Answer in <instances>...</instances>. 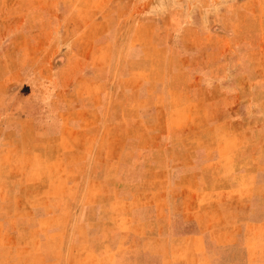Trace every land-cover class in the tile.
Here are the masks:
<instances>
[{"label": "crops", "instance_id": "0c3cea01", "mask_svg": "<svg viewBox=\"0 0 264 264\" xmlns=\"http://www.w3.org/2000/svg\"><path fill=\"white\" fill-rule=\"evenodd\" d=\"M82 1L0 0V264H264V0L164 62Z\"/></svg>", "mask_w": 264, "mask_h": 264}, {"label": "rangeland", "instance_id": "374dc122", "mask_svg": "<svg viewBox=\"0 0 264 264\" xmlns=\"http://www.w3.org/2000/svg\"><path fill=\"white\" fill-rule=\"evenodd\" d=\"M81 1V0H80ZM121 0H118L119 2ZM132 7L112 8L113 0H83V6L63 9L64 13L67 10L79 12L80 19L84 22L79 24L71 23L70 32L71 35L76 31L89 32L93 30L94 24L90 21L96 19L98 24L94 27L96 32L102 34L101 40H95L87 34L85 39L82 40L80 47L90 49L95 47L96 44H102L103 47L109 48L113 44V38L111 31L113 30V24L111 22L112 16L118 15L120 20L126 21L121 23L120 30L125 35H131L136 32H143L149 36V39L142 41L149 48H159V45L165 47V53L156 54L155 61L159 59L171 60L170 52L176 48L180 42L177 36L187 28L188 20L190 17L193 19H199V17L209 16L213 17L218 23L214 24V31L221 32L224 28H231V25L221 24L223 15L227 17H234L231 12H227L225 7H222L221 0H132ZM113 10V13H112ZM120 12V13H119ZM75 14V13H72ZM121 14V15H120ZM75 18V17H74ZM232 20V19H230ZM9 41H7L8 43ZM189 42V41H187ZM217 42V41H216ZM215 42V43H216ZM59 46H65L70 48L73 43H76L75 39L69 38L63 43L62 41H56ZM205 43V41H203ZM264 44V42H263ZM218 46V45H215ZM77 47V45L75 46ZM163 55V56H162ZM55 63H60L65 57L56 56Z\"/></svg>", "mask_w": 264, "mask_h": 264}]
</instances>
